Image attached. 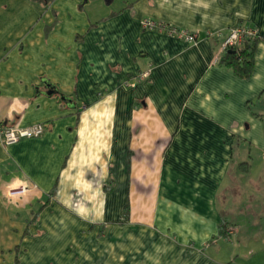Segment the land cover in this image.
I'll return each instance as SVG.
<instances>
[{
    "label": "crops",
    "instance_id": "obj_1",
    "mask_svg": "<svg viewBox=\"0 0 264 264\" xmlns=\"http://www.w3.org/2000/svg\"><path fill=\"white\" fill-rule=\"evenodd\" d=\"M0 119V264H264V0H0Z\"/></svg>",
    "mask_w": 264,
    "mask_h": 264
},
{
    "label": "built area",
    "instance_id": "obj_2",
    "mask_svg": "<svg viewBox=\"0 0 264 264\" xmlns=\"http://www.w3.org/2000/svg\"><path fill=\"white\" fill-rule=\"evenodd\" d=\"M141 26L144 30L157 31L179 40H186L192 43L197 40V36L187 29L168 23L158 22L151 18L143 19L141 21ZM257 35V29L252 27L239 26L233 28L228 36H226L221 46V51L225 53L227 49L241 47L245 38ZM44 129L45 128L42 124L26 128L13 127L4 124L0 119V141L5 145H12L19 142L21 139L40 137L43 134Z\"/></svg>",
    "mask_w": 264,
    "mask_h": 264
},
{
    "label": "trees",
    "instance_id": "obj_3",
    "mask_svg": "<svg viewBox=\"0 0 264 264\" xmlns=\"http://www.w3.org/2000/svg\"><path fill=\"white\" fill-rule=\"evenodd\" d=\"M259 38L258 35L245 38L241 47L227 49L221 62L231 68L237 76L243 79L250 78L255 64V50ZM225 229V224L220 226V236H228V231Z\"/></svg>",
    "mask_w": 264,
    "mask_h": 264
},
{
    "label": "water",
    "instance_id": "obj_4",
    "mask_svg": "<svg viewBox=\"0 0 264 264\" xmlns=\"http://www.w3.org/2000/svg\"><path fill=\"white\" fill-rule=\"evenodd\" d=\"M47 85H48V84H47ZM55 93H56V94H59L58 91H56V90H51V89H50V90L47 92V95L52 96V95L55 94ZM62 98H63V99H66V98L63 97V96H62Z\"/></svg>",
    "mask_w": 264,
    "mask_h": 264
},
{
    "label": "rangeland",
    "instance_id": "obj_5",
    "mask_svg": "<svg viewBox=\"0 0 264 264\" xmlns=\"http://www.w3.org/2000/svg\"><path fill=\"white\" fill-rule=\"evenodd\" d=\"M256 156V155H255Z\"/></svg>",
    "mask_w": 264,
    "mask_h": 264
}]
</instances>
